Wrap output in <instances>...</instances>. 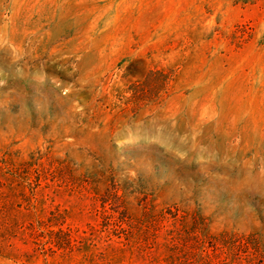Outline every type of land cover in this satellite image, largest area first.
Listing matches in <instances>:
<instances>
[{
	"label": "rangeland",
	"instance_id": "1",
	"mask_svg": "<svg viewBox=\"0 0 264 264\" xmlns=\"http://www.w3.org/2000/svg\"><path fill=\"white\" fill-rule=\"evenodd\" d=\"M0 264H264V0H0Z\"/></svg>",
	"mask_w": 264,
	"mask_h": 264
}]
</instances>
